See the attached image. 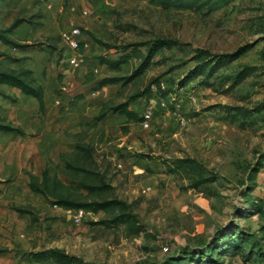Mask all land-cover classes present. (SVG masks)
I'll list each match as a JSON object with an SVG mask.
<instances>
[{"label": "rangeland", "instance_id": "374dc122", "mask_svg": "<svg viewBox=\"0 0 264 264\" xmlns=\"http://www.w3.org/2000/svg\"><path fill=\"white\" fill-rule=\"evenodd\" d=\"M28 1L0 0V28L36 12L42 17L34 19L41 21L46 14L31 13L37 1ZM203 1L191 8L152 0H89L87 17L79 0L75 9L63 2L45 21L49 31L58 24L56 34L15 36L44 45L21 50L0 41V53L27 56L13 61L1 55L0 67L26 61L45 86L47 104L64 94L72 106L83 99L71 104L79 94H97L103 101H130L140 115L153 110L150 127L110 113L100 131L101 121L96 127L86 124L96 112L91 99L83 112L89 118L79 120L113 184L111 195L121 201L119 211L132 218L128 231L102 223L104 210L84 209L78 221L30 189L27 171L41 170L38 154L24 146L36 141L49 117L56 123L61 115H48V108L41 110L39 101L19 88L17 94L6 90L14 99L0 96V116L25 129L24 134L0 130V264H59L28 254L52 248L76 256L68 264H178V257L197 264L207 252L216 264L264 260V0ZM72 18L83 26L78 51L84 52V63L75 70L68 67L73 49L61 38ZM152 46L158 50L150 65L138 72ZM114 75L123 79L99 85ZM186 76L192 80L185 83ZM72 134L66 131L74 139ZM47 136L39 137L40 145ZM29 203L35 221L16 209Z\"/></svg>", "mask_w": 264, "mask_h": 264}, {"label": "trees", "instance_id": "16d2710c", "mask_svg": "<svg viewBox=\"0 0 264 264\" xmlns=\"http://www.w3.org/2000/svg\"><path fill=\"white\" fill-rule=\"evenodd\" d=\"M164 7H191L198 8L204 4L203 0H152ZM42 17L41 12L31 14L30 17L17 16L11 24L6 28H0V41L5 44L17 47L21 50H27L36 46L44 45L43 41H27L20 40L11 35L12 32L22 22H28L33 26L42 24V21H37L34 17ZM49 39H57V37L50 36ZM98 39L102 42L101 39ZM51 51L56 49L53 44H48ZM44 47V49L48 48ZM43 49V48H42ZM158 50V46L150 47L149 53L142 59L140 66L137 68L138 72L145 70L151 61V56ZM6 55L13 61H20L25 59L26 55H12L5 52H1L0 56ZM102 62H108L110 67L116 70H120V64L113 62L112 60L101 56ZM201 72H195L200 74ZM245 75V72L239 74L236 82L241 80ZM131 78V77H129ZM93 78H88L91 81ZM122 76H105L99 81L100 86H104L110 83H118L122 80ZM192 80V76H186L185 83ZM6 83L10 86L17 87L21 92L34 96L40 104V109L45 107V86L38 81L34 71L28 66L15 67H0V84ZM205 83V82H203ZM207 84V83H206ZM209 85V84H207ZM0 94L5 97L14 99L10 93L0 88ZM83 97L82 94L76 96L71 100V104H74ZM124 114L127 117V121L135 120L142 121V115L130 107V101H122L114 103L112 98L102 102L99 113L93 118V122H86L89 127L97 125L109 114ZM127 124H124V128L128 129ZM0 130L10 131L15 133L24 134L25 129L18 124H14L8 120L5 116H0ZM87 129H82L72 134L75 140V146L71 150H64L60 152V158L64 162V165H60L53 158L49 157L46 162V166L42 169L41 173L34 171H27L29 174V187L33 192L40 193L46 196L51 204L63 207L64 209L78 210L84 208L97 212L104 210L106 217L102 220L104 224L115 223L118 226H125L129 231L132 229V218L124 211H119L121 207V201L113 197L112 190L113 184L108 178L106 170L101 169L97 158V147L94 143L87 141ZM54 165V171L51 172L50 165ZM64 174L66 178L61 177L60 174ZM35 206L32 203L28 205H16V209L21 214H30L32 220L35 221L38 218L35 212ZM198 253V251H197ZM205 251H202L204 255ZM33 259L49 261L54 260L59 264H68L71 260H74L76 256L63 252L60 249L52 248L50 250H36L28 253ZM250 255L247 254V257ZM182 257L175 258L174 261L178 264H184ZM249 264H264V260H258L257 262L248 260ZM197 264H216L213 258H209V254L198 261Z\"/></svg>", "mask_w": 264, "mask_h": 264}, {"label": "crops", "instance_id": "0c3cea01", "mask_svg": "<svg viewBox=\"0 0 264 264\" xmlns=\"http://www.w3.org/2000/svg\"><path fill=\"white\" fill-rule=\"evenodd\" d=\"M4 1L5 0H2V3ZM35 1H37V5L35 8H33L31 10V13L36 12L37 10H41L44 14H46L41 19V21L43 22V25L36 27V28H33L30 23L22 22L12 32H10L11 35L22 38V37L33 36V35H40L43 33L44 34L45 33H53V34L57 33L56 30L59 29V26H57L58 24H56L55 25L56 27H54L55 31H53V30L49 31V30H47L49 28V26H47V24H45V21H46L47 15L51 19V17L52 18L54 17V15H51V14H54V13H56V11L58 9L61 10L63 8L64 0H43V1L29 0L27 3H33ZM79 1L83 5V7H86L89 9V13H90V7L88 6V4H90L89 0H79ZM88 15H90V14H88ZM88 15H83V16L87 17ZM47 31H49V32H47ZM88 36L89 35H87V37ZM62 42H64V41L62 40ZM22 55H24V54H22ZM23 65L28 66L29 64L26 61H24V63L21 64L19 67H21ZM10 67H13V66H10ZM65 73H69V72H67V70H66ZM66 77L69 78L70 75L67 74ZM0 88L4 89L5 91L8 88H12V91H14L17 94L15 89H18V88L10 86L6 83L0 84ZM19 91H20V89H19ZM21 93L24 95H28V94H25L23 92H21ZM95 95L96 96H94V98H90V96L82 97L83 99H81V101H79L78 103H76L75 105H72V106L67 104V101L69 98H66L64 94L57 96L55 102L52 105L47 104L46 98H45V108L46 109L48 108L47 114L51 115V113H52L53 115H59V116L61 115L60 116L61 118L55 123V122H52L51 118L49 117L48 125L45 126L44 131H42V133L40 135H38L40 137V139H43L44 136L48 135L47 138L49 139V141L46 142L45 145L43 143L40 145V143L38 142L39 137L37 136L38 138L36 139V141L30 142V144H28V145L25 144V146H24L25 150H28L31 148L30 155H33L35 153L38 154V164H39L38 167H40L41 171L46 166V160L48 157H51L56 161L61 160V158H60V152L61 151L71 150L74 148L75 141H74V139H72L71 137L66 135V131L76 133V132L81 130V125H80L79 120L81 118H87V117L89 118V116L85 115L83 112H84V109L86 107L89 108V102H87V101H90L91 99H94V104L92 106L94 107L96 112L91 113L90 115H92V118H94V116L100 110L102 102H103V99L101 97H97V94H95ZM0 96H2V100L3 99H5V100L11 99L9 97L3 96L2 94H0ZM28 96H31V95H28ZM31 97H34V96H31ZM45 97H46V94H45ZM2 103H3V101H2ZM5 106L6 105L3 103L2 108H4ZM60 106H64V108L68 110L63 115L59 114V112L57 111ZM24 114H26V113H24ZM108 115L106 116V118H104L101 121V124H100L101 130L100 131H103V128H105V125L103 123H105L107 121ZM117 115L120 116V115H124V114H117ZM125 119L127 121V117ZM88 121H91V120L89 119ZM4 132L10 133V131H4ZM11 133H14V132H11ZM89 142H91V141H89ZM91 143H93V142H91ZM37 154H35V155H37ZM34 171L36 173H39V172H37L39 170L35 169ZM29 180H30V177H28V182H29ZM34 193H36V192H34ZM36 194H40V193H36Z\"/></svg>", "mask_w": 264, "mask_h": 264}, {"label": "built area", "instance_id": "2783aa9c", "mask_svg": "<svg viewBox=\"0 0 264 264\" xmlns=\"http://www.w3.org/2000/svg\"><path fill=\"white\" fill-rule=\"evenodd\" d=\"M64 3H67L72 9L76 8L77 0H64ZM81 13L83 15L89 14V9L86 7H83L81 9ZM71 25H68L67 28L63 30L61 33V38L63 41H66L69 46L73 49V53L68 57V67L76 69L77 66H79L81 63H84L83 54L84 52L78 51L81 48L82 40H80L79 36L82 34L83 26L75 22V18H72ZM87 45V43H85ZM69 71V70H67ZM63 88H66L64 86ZM143 119L141 121L142 125L144 127H150L152 120H153V110L152 108H147L141 113ZM69 212H73L75 215L76 220H80L82 214L84 213V208H80L78 210L73 209H65ZM166 249L168 246L165 247Z\"/></svg>", "mask_w": 264, "mask_h": 264}]
</instances>
